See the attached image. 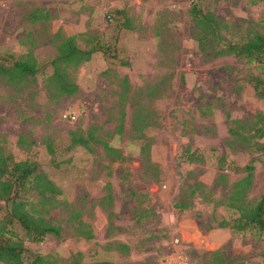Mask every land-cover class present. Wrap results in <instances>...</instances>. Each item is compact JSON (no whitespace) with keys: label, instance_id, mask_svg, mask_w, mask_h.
Listing matches in <instances>:
<instances>
[{"label":"rangeland","instance_id":"374dc122","mask_svg":"<svg viewBox=\"0 0 264 264\" xmlns=\"http://www.w3.org/2000/svg\"><path fill=\"white\" fill-rule=\"evenodd\" d=\"M255 34L264 0H0V61L37 68L0 75V181L35 161L57 191L21 192L59 229L38 242L0 200L28 264H264V232L230 227L264 193V64L228 51ZM66 37L105 49L67 67L72 94L52 63Z\"/></svg>","mask_w":264,"mask_h":264},{"label":"trees","instance_id":"16d2710c","mask_svg":"<svg viewBox=\"0 0 264 264\" xmlns=\"http://www.w3.org/2000/svg\"><path fill=\"white\" fill-rule=\"evenodd\" d=\"M192 13L203 24L204 31L209 29L215 33L217 24L196 6L192 7ZM104 51L103 47L84 50L76 45L74 37H66L58 45V56L53 60L55 65L54 76L57 79L59 90L72 94L77 90V84L70 78L67 67L71 64L78 65L82 60H88L92 51ZM228 51L237 57L246 56L249 61L264 64V35L255 34L245 42L229 44ZM225 52V51H223ZM35 63L31 59H13L0 61V75L9 81H21L27 77H34L37 73ZM253 89L259 97H264V79L254 77ZM264 122V114L259 115ZM260 136H264L263 128L258 129ZM79 137L73 138V144H83ZM27 188L34 189L39 194L57 193L51 181L45 173L39 171L35 161H22L15 163L9 170H5L0 181V200L9 206L5 217L9 223H17L23 230L29 241L38 242L47 234L59 235V229L48 223L42 216H34L26 209V200L20 198L21 192ZM240 215L231 224L235 230H254L264 232V193L253 206L242 204L238 206ZM5 223L0 225V264H28L30 252L23 246L20 240L13 239L10 234L13 230ZM6 233L9 235L7 236ZM30 264H46L40 255H36ZM70 264H79L73 259Z\"/></svg>","mask_w":264,"mask_h":264}]
</instances>
